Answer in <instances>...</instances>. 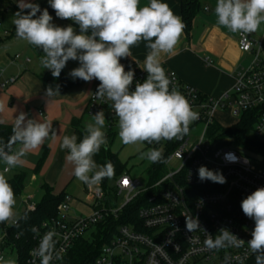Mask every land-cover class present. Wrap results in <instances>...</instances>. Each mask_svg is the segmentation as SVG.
<instances>
[{
	"label": "clouds",
	"instance_id": "clouds-1",
	"mask_svg": "<svg viewBox=\"0 0 264 264\" xmlns=\"http://www.w3.org/2000/svg\"><path fill=\"white\" fill-rule=\"evenodd\" d=\"M48 3L56 17L72 24L57 26L46 8L41 10L31 0H17L19 11L13 19L17 37L42 49L40 64L54 78L73 60L79 66L71 70V77L85 82L99 81L96 99L111 102L118 118V135L124 145L159 144L181 140L189 134L190 125L199 114L172 86V78L163 67V57L175 53L185 28L181 17L167 3L163 0H148L143 6L140 0H48ZM37 13L40 14L37 16ZM214 14L217 24L246 38L264 24V0H217ZM141 42L148 49L143 69L147 77L135 83V89L131 90L135 73L126 71L120 61L131 56V49ZM56 92L58 88L47 89L50 97ZM4 109L5 105L0 104V112ZM105 125V113L98 111L92 122L85 125V135L78 142L76 135L58 137L51 121L26 120V114L20 113L15 118L10 140L0 142V161L5 165L0 172V223L16 225L21 219L15 211L16 193L4 173L22 167L24 158L38 150L50 135L60 140L61 149L67 150L66 160L82 183L91 187L105 178H113L115 166L111 162L98 166L94 159L102 147L107 148ZM17 143L20 146L14 150L13 145ZM142 158L150 163L164 162L163 153L157 148H149ZM198 175L201 181L226 182L221 173L205 166L198 169ZM241 209L255 223L251 239L247 241L248 248L255 254V264H264V187L244 198ZM198 229H201L198 218L186 217V230ZM56 235L53 229L40 238L30 253L34 257L31 264L62 260L63 249H57ZM244 243L225 228L220 229L215 239L208 234L205 240L209 249L238 248ZM4 264L14 262L9 260Z\"/></svg>",
	"mask_w": 264,
	"mask_h": 264
},
{
	"label": "built area",
	"instance_id": "built-area-1",
	"mask_svg": "<svg viewBox=\"0 0 264 264\" xmlns=\"http://www.w3.org/2000/svg\"><path fill=\"white\" fill-rule=\"evenodd\" d=\"M7 35V31H0V38ZM238 46L241 53L250 55L252 60L236 75L233 87L221 97L202 93L163 65L172 78V86L199 114L190 125L189 134L181 140L145 143L148 149H160L164 162L153 163L152 172L143 180L131 178L129 172L115 180L116 196L125 195L121 206L112 204L111 191L103 189V184L93 192L88 191L89 200L84 205L92 209L90 215L74 214L72 198L65 195L57 207V215L34 228V246L27 264L34 259L30 253L38 246L40 238L53 229L57 234L54 237L56 247L63 249L62 260H54L53 264H68V255L79 240H92L101 226L106 228L112 221L121 220L126 208L140 200L143 203L137 218H128L126 223L115 225L90 264H255V254L247 245L255 223L243 213L241 201L257 188L264 187V156L242 152L235 145H220L218 132L212 134L211 131L214 125L225 127L217 119L219 112L229 113L237 122L245 113H253L256 121L252 136L264 144V38L257 41L239 34ZM19 58L16 55L14 61ZM120 62L126 71H134L131 87L134 90L135 83L143 82L147 73L130 56ZM204 63L211 66L213 60L207 56ZM14 83L16 78L3 79L0 70V90ZM98 85L99 81L95 80L87 112L93 117L98 111H104L106 137L108 143H112L119 137L118 118L110 101L96 99ZM199 126L203 129L195 136L194 131ZM173 161L178 163L174 168L171 167ZM201 166L221 173L226 182L201 181L198 175ZM31 210L35 207L31 206ZM186 217L198 218L201 229L187 231ZM222 228L244 240V245L220 249L206 247L208 234L215 239ZM3 259L0 252V264Z\"/></svg>",
	"mask_w": 264,
	"mask_h": 264
},
{
	"label": "crops",
	"instance_id": "crops-1",
	"mask_svg": "<svg viewBox=\"0 0 264 264\" xmlns=\"http://www.w3.org/2000/svg\"><path fill=\"white\" fill-rule=\"evenodd\" d=\"M41 1L44 0H31L37 4ZM163 2L167 3L182 19L178 3L173 0H163ZM216 2L217 0L204 1V10L194 19L191 34L188 36L183 30L175 53L163 57L164 66L175 71L182 81L195 86L211 97H221L228 92L234 85L236 75L247 67L242 65L243 59L249 57V64L252 60L250 55L241 53L238 46L239 34L231 33L227 28L217 24L214 14ZM147 3L148 0H140L141 6ZM17 11H19L17 0H0V13H3V17H0V20L2 19L0 31L8 32L7 36L0 38V70L3 71V79L16 78V83L5 90H0V104L5 105L4 111L0 112V125L13 128L15 118L20 113H25L26 120L51 121L53 132L57 133L58 137L73 135V121L81 122L88 114L87 103L95 79L58 92L51 97L48 96L42 77L50 70L44 69L40 64V58L43 56L42 49L17 37L13 24L14 14ZM52 22L58 26L60 22L67 26L72 24L71 21L56 16H53ZM77 32H79L78 27ZM247 36L257 41L260 40L259 38L263 39L264 24L256 32ZM147 52L148 49L141 42L131 49L130 59L144 69ZM16 55L20 58L14 61ZM207 56L212 58L213 65L207 66L204 63V58ZM78 66V61L69 60L63 71L69 79L75 80L69 73ZM17 148L19 146H16L14 150ZM66 156L67 150L61 149L60 140L53 139L50 135L38 150L30 152L24 158L26 162L22 167L4 173L8 181L18 174L26 173L25 188L18 196L23 203L18 206L19 209L26 206L22 213L26 210L32 211L31 206L36 208L37 203L30 201L34 199L38 190L43 197L42 186L45 184L52 188L55 195H66L76 178ZM43 157L44 163L37 173L35 170ZM4 167L5 165L0 161V172H3Z\"/></svg>",
	"mask_w": 264,
	"mask_h": 264
},
{
	"label": "trees",
	"instance_id": "trees-1",
	"mask_svg": "<svg viewBox=\"0 0 264 264\" xmlns=\"http://www.w3.org/2000/svg\"><path fill=\"white\" fill-rule=\"evenodd\" d=\"M180 6L182 21L185 24L184 31L186 35H190L193 29L194 19L196 16L204 10L203 3L205 0H173ZM40 9H47L49 14L53 17L55 11L50 7L48 0L41 1L39 3ZM28 10H25L27 12ZM40 13H37V16ZM0 17H3V13H0ZM2 21V19L0 20ZM16 32V30H15ZM43 85L47 91L49 87L55 91L58 88V92L66 91L74 87L80 86L85 81L76 78L71 80L68 76L61 71L58 78H54L51 71L42 77ZM56 92V93H58ZM255 116L253 113H245L241 120L231 127H222L214 125L211 128L212 134L218 132L219 144L222 145H235L242 152H255L264 156V144L252 136V130L255 124ZM73 135L77 136L79 142L85 135V128L82 127L81 122L74 120L72 123ZM13 135V128L9 126L0 125V142L7 143ZM16 146H20L18 143L13 145V149ZM97 165H104L107 162H111L115 166V175L111 179L105 178L102 182L103 189L108 190V181L116 180L129 170L127 164L122 163L118 155L111 152L107 146L101 148L100 152L94 157ZM44 157L39 161L36 168L38 173L44 163ZM26 173L18 174L8 182L16 193V197L20 196L25 188ZM43 197L36 205L34 211L26 210L21 215L18 224L7 225L6 223H0V229L3 231L4 236L2 239V248L6 245H13L17 252L18 264H27V259L30 250L34 246V231L33 229L39 226L42 222L51 219L57 215V207L64 200L65 195H55L53 190L47 184L42 186ZM142 200L129 205L125 210V216L117 222H111V224L104 228L100 227L97 230L96 235L92 240L81 239L73 247L68 255V264H90L99 254L101 247L108 240L110 232L115 229V225L119 223H126V219H136L138 211L140 209ZM125 217V218H124ZM105 235V238H104Z\"/></svg>",
	"mask_w": 264,
	"mask_h": 264
},
{
	"label": "rangeland",
	"instance_id": "rangeland-1",
	"mask_svg": "<svg viewBox=\"0 0 264 264\" xmlns=\"http://www.w3.org/2000/svg\"><path fill=\"white\" fill-rule=\"evenodd\" d=\"M56 25V24H55ZM61 27H66V24H63L60 22L59 24ZM58 26V25H57ZM261 40V38H259ZM250 58H245L242 61V65L248 66ZM218 121L225 127H231L237 123V119L232 117L229 113H223L219 112L217 114ZM92 122V116L89 114H86L84 118L81 121V125L83 128H85V125L87 123ZM202 126H199L194 132V135H198L202 131ZM105 131V129H104ZM106 132V131H105ZM107 146L110 148L111 152L118 155L120 161L122 163L127 164L128 172L131 178H137L140 180H143L146 178L147 174H150L153 169V163H150L146 159L142 158V154L148 150L146 144H135V145H124L120 138L118 137L114 142H110L107 144ZM254 158H259L257 155L251 154ZM255 166L260 167L258 163H254ZM178 165L176 161H173L171 167L174 168ZM100 166V165H98ZM28 181V179H27ZM103 182V181H102ZM102 182L99 185L95 186H88L84 183H82L80 180L75 178L69 189L67 190L66 195L71 196L72 198V209L73 213L76 215H90L92 213V209H90L88 206L84 205L85 202H88L89 200V192H93L98 187H101ZM116 181L115 180H109L108 181V188L111 191V202L113 205L121 206L125 201V195L116 196ZM86 188V190H85ZM42 197V193L40 190H38L35 193L34 199H32L30 202L33 203H39ZM23 203L20 201L18 197H16V205H15V211L17 213V216L20 217L22 214V211L26 206H22L21 209H19L18 206L22 205ZM6 224L12 225L10 223ZM3 238V232L0 229V252H2L3 256V262L1 264H4V261H13L14 264H18V258H17V252L13 245H6L4 248L1 246V241Z\"/></svg>",
	"mask_w": 264,
	"mask_h": 264
},
{
	"label": "snow or ice",
	"instance_id": "snow-or-ice-1",
	"mask_svg": "<svg viewBox=\"0 0 264 264\" xmlns=\"http://www.w3.org/2000/svg\"><path fill=\"white\" fill-rule=\"evenodd\" d=\"M125 183H127V181H125Z\"/></svg>",
	"mask_w": 264,
	"mask_h": 264
}]
</instances>
